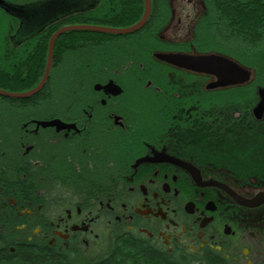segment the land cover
I'll use <instances>...</instances> for the list:
<instances>
[{
	"label": "flooded vegetation",
	"instance_id": "obj_1",
	"mask_svg": "<svg viewBox=\"0 0 264 264\" xmlns=\"http://www.w3.org/2000/svg\"><path fill=\"white\" fill-rule=\"evenodd\" d=\"M122 2L0 0V90L37 87L63 31L47 86L24 100L0 94V108L11 100L0 116V250L89 258L132 244L186 264H264L260 80L221 88L166 57L255 67L211 42L208 0H168L132 34L91 30L136 25L145 1L142 14Z\"/></svg>",
	"mask_w": 264,
	"mask_h": 264
},
{
	"label": "trees",
	"instance_id": "obj_2",
	"mask_svg": "<svg viewBox=\"0 0 264 264\" xmlns=\"http://www.w3.org/2000/svg\"><path fill=\"white\" fill-rule=\"evenodd\" d=\"M152 2L153 14L163 13L169 9L168 0H152ZM208 2L211 13H217L214 14L216 22L210 31L211 42L221 43L231 56L255 67L258 70L259 79L264 80V0H208ZM121 9L125 13L142 14L144 0H123ZM241 55L246 57L247 61L241 60ZM43 68L42 64L41 72ZM42 73L32 81L33 85L38 83ZM10 101V99H4L2 106L4 107L3 102L10 105ZM9 244H5V248L0 250V264H186L179 257L162 260L154 251L141 249L132 244L122 248L115 247L110 254L96 259L93 257L72 258L68 254L54 248L47 249L42 245L20 247L15 253H11Z\"/></svg>",
	"mask_w": 264,
	"mask_h": 264
},
{
	"label": "water",
	"instance_id": "obj_3",
	"mask_svg": "<svg viewBox=\"0 0 264 264\" xmlns=\"http://www.w3.org/2000/svg\"><path fill=\"white\" fill-rule=\"evenodd\" d=\"M144 1H145V13L143 18L136 25L127 29H110V28L94 27L91 28V30L94 32L114 34V35H127L137 32L147 23L151 14V9H152L151 0H144ZM74 29L76 28L70 30H74ZM62 33L63 31L55 34L52 38L49 47V61L45 69V74L39 85L34 89L24 93H10L0 90V94L2 96L8 98L21 99V100L29 99L35 96L36 94H38L45 87L53 64L54 45L56 43L57 38ZM166 59L181 67L187 69H191V68L197 69L200 72L204 71L210 75L215 76L218 80L216 86L221 88L245 86L247 84L252 83L256 78L255 69L247 68L243 66L241 63L223 55L209 54V55H204L202 57L175 55V56L166 57ZM258 95L260 101L258 103L256 111L259 119H262L264 115V88H259Z\"/></svg>",
	"mask_w": 264,
	"mask_h": 264
},
{
	"label": "rangeland",
	"instance_id": "obj_4",
	"mask_svg": "<svg viewBox=\"0 0 264 264\" xmlns=\"http://www.w3.org/2000/svg\"><path fill=\"white\" fill-rule=\"evenodd\" d=\"M151 3H152V0H151ZM144 10V9H143ZM225 50V49H224ZM226 51V50H225ZM47 51H45V58L47 57ZM44 67H45V65H44ZM252 69V68H251ZM256 70V69H255ZM257 74H258V71L256 70V78H257V82H258V80H260V82H259V87L257 88V95H258V90H259V88H264V80L263 79H259V74H258V76H257ZM261 76V75H260ZM256 78H255V80H256ZM18 79H21L22 80V83H20L19 82V84H20V87H23V86H25V85H27L28 83L27 82H25V80L27 79L25 76H23V74H22V76H18ZM7 85L9 86L8 88L9 89H21L20 87H19V85L16 83V81H13V80H10L9 79V81H7ZM27 87H29V86H27ZM27 89V88H26ZM258 98H259V95H258ZM259 101H260V98H259ZM3 104H4V107L2 106L1 108H0V116L2 117V118H5V117H7V119L9 118V117H11V115L9 114V112H8V104H7V102H3ZM1 105H2V103H1ZM122 248V247H121Z\"/></svg>",
	"mask_w": 264,
	"mask_h": 264
},
{
	"label": "bare ground",
	"instance_id": "obj_5",
	"mask_svg": "<svg viewBox=\"0 0 264 264\" xmlns=\"http://www.w3.org/2000/svg\"><path fill=\"white\" fill-rule=\"evenodd\" d=\"M241 60H243V61H247V58L246 57H242V55H241V58H240ZM43 70H44V68H43ZM25 246L24 247H33V246H35V245H30V244H28V245H26V244H24ZM80 257H82L81 255H80ZM94 259H96V258H98V257H93Z\"/></svg>",
	"mask_w": 264,
	"mask_h": 264
}]
</instances>
